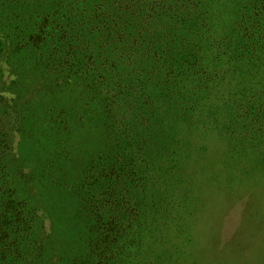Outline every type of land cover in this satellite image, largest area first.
Listing matches in <instances>:
<instances>
[{
    "label": "rangeland",
    "instance_id": "1",
    "mask_svg": "<svg viewBox=\"0 0 264 264\" xmlns=\"http://www.w3.org/2000/svg\"><path fill=\"white\" fill-rule=\"evenodd\" d=\"M55 1L0 0V172L29 216L20 264H96L126 178L142 217L112 264H264L255 0H143L115 28L120 0L58 14ZM46 15L74 36L64 69L68 39L27 44Z\"/></svg>",
    "mask_w": 264,
    "mask_h": 264
},
{
    "label": "trees",
    "instance_id": "2",
    "mask_svg": "<svg viewBox=\"0 0 264 264\" xmlns=\"http://www.w3.org/2000/svg\"><path fill=\"white\" fill-rule=\"evenodd\" d=\"M142 1L120 0L121 8L118 11L119 14L117 16L114 15L111 26L115 28L117 25H122L120 12L128 14V10L131 7H134L135 4L141 3ZM67 3L70 2L67 1ZM63 4V0H56L54 2L53 6L57 7L55 13L58 14L62 11ZM255 4L258 8V15H264V0H255ZM65 26L67 27V25ZM56 28L61 27L54 17L49 15L43 16L37 25V30L29 36L27 44L46 50L54 41L58 46H61L62 40L64 38L68 39L69 45L66 47L64 55L58 63V68L64 69L66 64L65 59L71 48L74 47L75 40L73 34L68 31L64 35L56 37L53 34ZM245 33L248 40L257 42L258 36L254 26H249ZM138 40L135 39V43H138ZM77 49L79 50V47ZM250 157H255V155H250ZM242 164H246L245 161ZM130 172L133 176L135 175L133 168L129 169V174ZM110 173L111 175L119 173V176H122L121 168L116 172L110 169ZM127 179H125L124 186L122 184L120 185L119 190L116 189V184L111 189L109 188L106 199L107 206H104V214L110 213L111 217L108 221L102 223L104 235L101 241V250L98 255L99 260L96 264H112V262L121 261L123 252L127 250V242L131 237V229L139 228L135 226V222L141 220L142 211L139 207L138 196L134 192L132 196L131 190L127 188L129 183ZM12 192L13 189L9 186L4 174L0 172V264H20V260L23 262V256H27L22 253L21 239L17 237L25 228L24 224L29 218L27 207L13 198L15 194ZM113 206L118 210V215L113 213L111 209ZM201 211H203V207L198 210L199 215ZM24 264L26 263L24 262Z\"/></svg>",
    "mask_w": 264,
    "mask_h": 264
}]
</instances>
